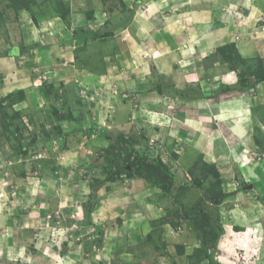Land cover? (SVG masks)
Wrapping results in <instances>:
<instances>
[{"label": "rangeland", "instance_id": "1", "mask_svg": "<svg viewBox=\"0 0 264 264\" xmlns=\"http://www.w3.org/2000/svg\"><path fill=\"white\" fill-rule=\"evenodd\" d=\"M167 1L170 2V7H164V0H87L84 11L90 21L94 19L92 14L99 12L97 15L100 24H102L99 26L102 38L91 47L83 46L81 48L83 53L81 64L86 69H90L92 64H88L90 61L86 59V56L94 55L100 73L102 76L104 75L101 76V81L106 78L107 80L106 84L100 85L99 92L91 91L86 87V84L81 85L80 94L77 95L79 104H69V99H74L72 93L64 92L63 94V86L56 90L53 89L52 85H49L50 83L43 77L41 91L42 96L47 99L48 105L46 102L43 103L46 108L29 107L19 112L15 111L12 103L21 97L24 98V95L10 98L0 97V139L5 140L4 143L0 140V152L5 150L4 155L9 154L2 158L0 153V177L3 175L0 178V186L4 185L10 189V194L14 191L19 197L20 215L16 210L14 213L17 216L15 217V227L17 229L21 227L22 230L24 221L29 218L26 228L32 229V236L19 239L20 244L25 245L29 250L33 248L36 239L44 237L43 233L46 234V242L53 244L54 247L58 245L61 254L66 253L70 246L73 248L81 242L83 249L89 246L92 248L94 245L95 250L89 248L91 252L102 250L105 241L102 234L108 232L107 229L110 232H117L122 227L120 219H114V229H110L109 225H99L95 228L90 225L92 213L103 203L106 206L104 208L111 216H115L118 212V206L121 203L112 202L109 204L110 201L106 203L105 201L109 198L105 196V191L110 193L122 187L126 189L127 187H137V190L147 187L152 190V195L148 198L149 203L153 209L157 208L160 211L159 219L152 220V225L171 226L177 232H184L188 239L184 238L176 246L177 264L200 263L199 250L204 246L209 248L206 249L208 251L206 255H209L207 258L210 260L207 261V264H225L229 260L234 262L250 260L264 252L263 79L262 81L259 79L257 82L253 79L254 86L247 89L255 88V91H251L250 94L259 96L257 105H254L252 109L256 124L248 141L243 145L245 149L241 153L235 154L236 161H227L228 165H223L224 163H220L219 159H216V163L206 161L201 153L187 159L189 153L187 148H183L182 145L160 143L156 136L150 135L146 125L141 129L136 124L130 125L129 128H123L122 121L116 118V103L123 106L125 101H129L133 109L139 105L136 97L130 96L124 89V81H128V77L134 74L137 75L136 72L143 69L145 64L149 67L147 74L151 78L155 77L157 71L154 62L156 57L161 54L159 48L149 47L150 40L144 41L145 43L141 44V47L135 44L132 50L129 46L131 43L127 47L121 44L122 39H131L129 33L132 31L130 26L134 16H140L143 13L144 18H141L140 23L150 27L156 23V19L145 18V12L148 13L146 8L149 7L148 14L153 11L163 13L158 17V24L162 21V16L164 18L162 23L165 24L166 19H171L172 15L176 17L175 14L178 13L179 19L176 23H179L180 29L193 30V23L199 14L203 13L200 10L192 11L191 5L189 8L185 7V4L192 1L199 2V0H182L181 15L180 11H177L179 6L174 5L172 0ZM205 2L202 8L207 10L205 12L207 20L219 19L223 29H229L230 25L235 28L236 26L233 24L245 23L251 13L250 8L253 0H205ZM260 2L264 3V0H260ZM66 6V0H0V37L14 36L15 32L20 36L21 32L27 30L28 24L21 21L22 10L27 12L35 24H38L39 20L44 17L49 20L58 19L63 23L62 14ZM192 6L197 8L199 5ZM48 7H51L52 10L51 17L48 15ZM51 24L52 22L45 27L42 32L43 36L52 34ZM31 26L34 28V25ZM154 31L155 28L152 32ZM145 32L149 33L147 29ZM258 33L254 31V37H258ZM183 35V32L179 34L181 42L180 48L177 49L179 53L184 49L183 46H191L190 41L198 40L197 32H186L189 37L195 36L190 39ZM55 36L66 38L61 32H57ZM240 39L241 35L234 36V40L239 41ZM109 42L114 43L115 48L110 47ZM227 45L237 49L236 44ZM164 50L166 51V48ZM217 50L214 58L230 69L223 54ZM128 51L132 53L130 56L133 61L132 70L122 66L121 63V53H128ZM48 56L50 55L48 54ZM43 57H45L43 54L37 56V58ZM183 60L184 58H181V63L186 64ZM141 62L144 64L140 65ZM43 64H47L45 59H42ZM235 65H237V69L230 70L237 73L238 82L240 76L248 79L256 75H259L257 78L264 77V57L257 56L251 59L246 58L244 61L237 60ZM2 82L3 76L0 75V86ZM161 86L166 87V85ZM236 87L240 89L238 83ZM173 88L176 89V93L181 91L175 86ZM180 93L183 96L188 94ZM126 94L128 95L125 96ZM110 96L114 97L112 102L108 99ZM91 109L93 110L91 111ZM77 110L79 111L74 113ZM89 111L91 112L90 117L87 116ZM79 120L84 121L85 124L79 133L70 129L74 138L69 141V138L63 136V132L67 126L78 129L77 126H82L79 124L82 123ZM123 121L124 123L132 122L130 116L125 117ZM136 126L139 128L135 129ZM228 147H233V145ZM76 151L79 152L77 163L73 169L67 168L64 164L69 163L64 160L68 156L73 158ZM66 155L68 156L64 158ZM130 166L133 169L131 178L128 173ZM13 181L18 182L15 188H12ZM78 189H81V193L84 195L80 194L84 198L83 201L81 196H75L77 194L75 190ZM220 190L223 194L228 195L219 205L212 203L210 195H218ZM73 204H79V209L73 208L65 214V207L68 211ZM130 206L128 214L131 211L139 212V214L144 211L142 207ZM62 209L63 221L66 220L64 216H69V219L75 218L81 214L80 212H84L85 220L79 225L72 224L70 221L61 224L58 219L61 218ZM51 217L53 220L48 224L38 223V221L34 223L38 219L48 221ZM253 224H256L255 228H253ZM162 231V229L157 231L160 236L157 241H154L157 245H155L156 249H165L169 244L166 240L161 241ZM97 233L100 237H95L94 240L87 236ZM108 233L107 237H109ZM75 235H82L83 239L76 240ZM256 235L261 238L255 244L251 239L255 238L256 240ZM195 238L199 242V248L194 249L190 256L181 258L185 250L183 245L189 241L192 242ZM245 238H249V241H244ZM63 240H66L64 244ZM204 240L209 242L211 247L208 245L209 243L204 245ZM71 241L74 244H71ZM124 246L120 247L123 249H119L115 260L120 261L118 255L121 252V255L124 253L134 254L135 252L139 264L140 257L136 249H133L134 247L124 248ZM240 249L243 252H240ZM55 250L59 251L58 248ZM262 255L264 256V253ZM95 260L98 261V258ZM120 263L124 264L122 261Z\"/></svg>", "mask_w": 264, "mask_h": 264}, {"label": "crops", "instance_id": "2", "mask_svg": "<svg viewBox=\"0 0 264 264\" xmlns=\"http://www.w3.org/2000/svg\"><path fill=\"white\" fill-rule=\"evenodd\" d=\"M172 1H174V5L179 6L177 9L179 12L182 0ZM164 3V7H170V2L164 0ZM205 3V0H199V2L192 1L189 4H185L186 6L184 5L188 8L191 5L192 11L200 10L203 12L199 14V17L193 23V30L180 29L179 23H176L179 19L178 13L175 14L176 17L172 15L171 19H166L165 24L164 22L162 23L164 21L162 16V21L158 24V17L163 13L161 12L160 14L159 11H153L148 14V7V9L146 8L148 13L145 12V18L148 20L151 18L156 19V23L150 24V27L140 23L141 18H144L143 13L140 16H134L130 26L133 32L129 33L131 39H122L120 41L121 44L127 47L131 43L129 46L132 50L135 44L141 47V44L145 43L144 41L150 40L149 47L152 49L159 48L161 54L156 57L154 62L157 71L155 77L151 78L147 74L149 67L145 64L143 69L136 72L137 75L134 74L128 77V81H124V89L130 96L136 97L139 105L133 109L129 101H125L123 106L116 103L115 115L117 119L119 118V121H122L123 128H129L130 125L136 124L141 129L146 125L150 135L156 136L160 143L166 144L167 142L168 144L182 145L183 148H187L189 153L187 159L201 153L206 161L216 163V159H219L220 163L228 165L226 164L227 161H236L237 157L235 154L241 153L245 149L243 145L248 141L249 135H251L255 127V115L252 109L254 105H257L259 96L250 94L251 91H255V88L250 90L238 89L236 87L238 83L237 73L228 69L227 65L218 62L214 55L219 47L227 44H236L238 52L244 59H251L257 56L264 57V3H261L260 0H253L250 8L251 13H249L245 23L233 24L236 26L235 28L230 25L229 29H223L219 19L214 21L207 20L205 14L207 10L202 8ZM196 4L199 5L197 8L192 6ZM66 5L68 8V21L63 18V23H61L58 19L49 20L44 17L39 20L38 24H35L27 12L22 10L21 21L28 24L27 30L21 32L20 36L16 32L13 34L14 36H5L8 40L5 37H0V75L3 76V82L0 86V97L8 96L19 90H23L26 94V100L13 105L15 111L22 112L29 107L46 108L43 103L47 99L42 96L41 91L42 77L50 83L49 85H53V89L56 90L63 86V94L64 92H71L74 99H69V104H79L77 100L79 96L77 95L80 94L79 88L81 85L84 86L86 84V87L91 91L99 92L100 85L106 84L107 78L101 81L104 75H101L94 55L86 56V59L90 61L88 64H92L90 69H86L81 64L83 58L81 48L83 46L91 47L101 40V38L93 39L90 37L94 32L99 31V26L102 25L97 15L99 12L96 14L94 12L92 14L94 19L90 21L84 11L87 6V0H66ZM47 9L50 16L52 14L51 7ZM50 22H52L50 30H53V32L51 35L43 36L42 32ZM157 24L158 26H156ZM31 25H34V28ZM154 28L155 31L152 32ZM145 29L149 33H146ZM254 31L259 32L258 37H254ZM57 32L63 33L66 38L55 36ZM182 32L184 33L183 37L186 32H197L198 40L190 41L192 43L191 46H183L184 49L179 53L177 51L181 46L179 34ZM235 35H241V39L239 41L234 40ZM42 36L43 38L40 39ZM187 36L189 37V35ZM191 37L195 36H190L189 39ZM109 43L110 47L115 48L114 43ZM146 46L148 47V45ZM165 48L166 51L164 50ZM39 54H43L45 57L37 58ZM120 56L122 66L132 70L131 51L124 54L121 53ZM180 57L184 58L183 61L186 64L181 63ZM42 59H45L47 64L42 65ZM141 60L143 59L141 58ZM142 64L144 63L141 62L140 65ZM161 85H166V87L164 88ZM174 86L181 91L178 90L179 93H176ZM183 89L186 90L184 91ZM180 92L188 94L183 96ZM108 99L112 102L114 97L110 96ZM46 104L48 105L47 102ZM89 112L87 116L90 117L91 112ZM128 116H130L132 122L124 123L123 120ZM79 121L82 122H78L82 126H77L78 129L69 128V126L65 127L66 130H64L63 136L69 138V141L74 138L70 129H74V131L79 133L81 127L85 124L83 123L84 121ZM138 128L136 126L135 129ZM0 140L2 143L5 142L3 138ZM230 145H233V147L229 148L228 146ZM4 151L0 152L2 158L9 156V154L4 155ZM74 153L76 154L73 155V158H69L68 155L64 157L68 156L64 160V162L69 163L64 164L67 168L73 169L77 163L79 152L76 151ZM80 154L82 153L80 152ZM2 177L3 175L0 178ZM12 183V188L18 185V182L15 181ZM75 192L77 193L75 196L80 197V194H82L81 189L75 190ZM11 194L9 188L4 187V185L0 186V264H121L120 261L124 264H138L135 252L134 254L124 253L122 255L121 252L118 255L120 261L115 260L119 249H123V247L120 248L122 245H125L124 248L134 247L133 249H136L140 257L139 264H177L176 246L184 238L187 239L184 232H177L171 226L152 225L151 221L160 217L159 209H153L148 200L152 195V190L147 189V187L139 190H137V187H127V189L122 187L110 193L105 191V196L109 198L105 201L106 203L109 201V204L112 202L121 203L115 216L108 214L104 208L106 207L104 206L105 203H103L90 217V225L94 228L99 225H109L110 229H114V219L122 221V227L117 232H110L107 229L110 234L108 232L102 234V238L105 240L102 250L91 252L90 249L93 248L92 250H95L94 245H91L92 248L89 246L83 249L81 242L77 243L78 245L76 244L73 248L70 246L66 253L61 254L58 245H55L59 249V251H56L53 244L46 242L45 233H43V238H35L37 241L33 243V248L29 250L19 242L21 237L26 239L32 236V229L26 228L28 226L26 222L29 221V218L26 221L23 220L22 230L21 227L19 229L15 227V217L17 216L14 213H16V210H18L20 215L19 197L14 191ZM83 199L81 196L82 201ZM130 205L142 207L144 211L140 214L139 212L131 211L128 214L127 211L131 207ZM71 207H69L68 211L67 207H65V214L73 208L79 209L80 206L79 204H73ZM80 213L77 217L70 219L66 215L64 216L66 220L63 221L62 209L61 218L58 221L61 224L70 221L72 224L79 225L85 220L84 212ZM51 220H53V217L50 220L48 219V221L38 219L34 223L38 221V223L48 224ZM255 226L256 224H253V228ZM159 229L163 230L161 232V241L166 240L169 242L165 249H156L155 247L154 241H157L160 236L157 233ZM153 231L156 232L152 233ZM107 233L109 237H107ZM87 236L91 240L96 239L95 237H100L98 233ZM82 237V235H75L76 240H82ZM260 238L259 235H256V240L255 238L250 239L252 243L256 244ZM232 239L234 240L235 238ZM64 241L66 240H63V244ZM244 241L248 242L249 238H245ZM71 244H74V242L71 241ZM183 246L185 250L181 258L190 256L194 249L199 248V242L195 238L192 242L189 241ZM240 252H243L242 249H240ZM263 253L254 259L239 260L240 262L229 260L231 262L226 261L227 263L225 264H264ZM95 258H98V261ZM207 261L210 260L205 258L200 263L195 264H207Z\"/></svg>", "mask_w": 264, "mask_h": 264}, {"label": "trees", "instance_id": "3", "mask_svg": "<svg viewBox=\"0 0 264 264\" xmlns=\"http://www.w3.org/2000/svg\"><path fill=\"white\" fill-rule=\"evenodd\" d=\"M67 12H68V8L67 6L64 8V11H63V18L64 20L68 21V16H67ZM91 38L93 39H100L102 38L101 36V33L100 31H97V32H94L91 36ZM217 52L223 54V56L225 57V62L229 64L230 66V69L232 70H236L237 69V65H235V62L237 60L239 61H244L245 59L242 58L239 53L237 52V49L234 47V46H230V45H226L224 47H220ZM236 57V58H235ZM234 64V65H233ZM253 78L251 79H248V78H245L244 76H240V79H239V82H238V87L240 89H243V90H247L251 87L254 86V82H253V79L257 82L259 81V79H262L264 80V77L262 78H257L259 77V75H256V76H252ZM53 87V85H52ZM24 95L25 97L24 98H19L17 100H15L12 104L15 105L16 103H19V102H22L24 100H26V94L23 90H19V91H16V92H13L12 94H9L6 98H10V97H14L16 95ZM20 97V96H19ZM21 99V100H20ZM164 166V165H163ZM132 166H130V172H127L129 173V176L130 178L133 176V173L132 172ZM228 194H223V192L220 190V193L218 195H210V199L212 201V203H215V204H220L224 198L227 196ZM209 243V242H208ZM207 242H205L204 240V245L208 244ZM212 243V242H211ZM214 243V242H213ZM210 246V243L208 244ZM213 246H215V244H213ZM212 246V247H213ZM211 247V246H210ZM206 249H209V248H205L202 247L200 250H199V258H200V262L204 259V258H207L209 257V255L207 256L206 254H208V251H206ZM206 255V256H205ZM199 261V260H198ZM199 263V262H198Z\"/></svg>", "mask_w": 264, "mask_h": 264}]
</instances>
